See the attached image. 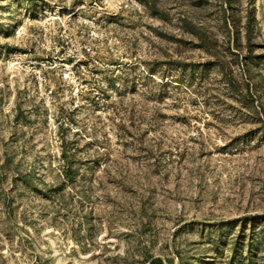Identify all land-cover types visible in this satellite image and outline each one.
Instances as JSON below:
<instances>
[{"label": "rangeland", "instance_id": "1", "mask_svg": "<svg viewBox=\"0 0 264 264\" xmlns=\"http://www.w3.org/2000/svg\"><path fill=\"white\" fill-rule=\"evenodd\" d=\"M0 264H264V0H0Z\"/></svg>", "mask_w": 264, "mask_h": 264}]
</instances>
